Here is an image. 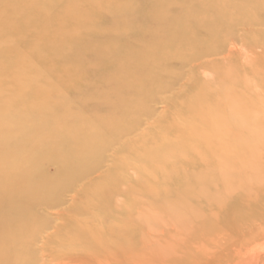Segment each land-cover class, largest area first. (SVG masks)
<instances>
[{
  "label": "bare ground",
  "instance_id": "bare-ground-1",
  "mask_svg": "<svg viewBox=\"0 0 264 264\" xmlns=\"http://www.w3.org/2000/svg\"><path fill=\"white\" fill-rule=\"evenodd\" d=\"M96 1L99 5L102 1L114 2L113 0ZM220 1L186 0L184 4L169 2L155 7L148 20L136 21L135 25L126 26H122L123 18L121 17L125 16L124 13H130L129 15L134 18L129 9L132 0L116 1L115 3H120V6L117 5V10L111 12V23L116 28L114 32H119L118 39L120 38L122 41H119V44L126 43V47L116 51L120 52V57H114L112 52H97L98 48L103 46L104 50L107 46L99 45V42L91 38L81 44L71 45L70 60L73 69H75V77L81 76L78 73L81 68L91 70L90 73L88 72V81L85 84L89 85V88L83 93L87 100L94 97L92 105L88 100L82 103L83 107L74 106L76 110L72 108L74 109L72 115L78 114L81 109H89V111H93L91 115H96L99 125L97 127H90L86 121L76 120L71 123L67 120L59 125L60 119L66 118L64 113L58 112L56 115L55 113L52 115L51 112L58 107L61 110L63 107L67 108L65 105L67 100L53 99L54 108H47L43 102L39 103L36 99L39 94L47 90L43 86L44 82L42 86L38 85L36 81L34 83L30 79H25L28 78L27 75L21 73L18 74L17 80L10 79V76H0V83L6 82L4 92L1 94L3 103H0V264L118 263V250L123 252L122 245L124 243L129 247L133 244L134 236L130 227L135 223L137 218L134 216L137 213L133 212L134 214H132L131 211L135 206L128 201L130 199L127 197L126 201L122 203L114 201L117 195L131 192L132 189L123 192L120 188L123 185L119 186L118 181L117 183L113 182L114 184L102 185L100 178H92L102 168L106 160V153L111 152V157L127 156V160L135 161L138 164H155L158 160L166 163L170 157L182 155L181 148L190 146V149L191 147L204 149V154L208 150L212 155L210 157L217 160L216 163H213L214 167L209 170L212 175L225 176V173L229 177L228 174H234L235 171L232 167L235 162L234 156L237 155L234 153L238 150L231 151L234 156L229 153L233 139L236 137L235 143L238 139L241 142L243 138V141L247 140L245 132L250 129L251 132L252 129L261 134L264 132V31L261 29L264 26V0H225L226 4L219 5ZM33 2V0L25 3L24 0H0V22L11 21L13 23L16 20L22 22L26 16L24 14L27 10L26 5L29 3L27 6L31 7ZM125 18L127 21L130 20L129 17ZM94 26H92L93 28L88 26L87 33L92 29L95 32L100 29L98 25L96 28ZM108 32L111 31L108 30ZM3 33L6 38L0 41V71L9 66L6 62L14 55L12 52L14 43L11 42L10 35L12 34L8 26L0 28V36ZM148 33L150 37L144 43L142 38ZM13 34L19 36V34ZM239 38L245 42L248 40L249 42L244 43L252 51L251 55L246 56L245 61H242V55L238 53L236 47ZM258 48L262 50L257 53ZM69 51L65 53L68 54ZM221 55L225 56L221 57ZM82 57L85 59L83 60ZM40 58L43 59L42 56ZM41 76L44 77V74ZM165 76H168L169 79H166ZM23 80H27L29 83L23 86ZM93 81L97 83L92 86ZM32 84L34 87L36 85L34 90L31 89ZM177 85L180 90L175 96L159 99L158 94L165 95L176 89ZM79 92L82 93V90ZM79 92L76 94L81 96ZM13 93L19 94L18 97H14ZM148 100L155 101V103L163 102L166 111H174L167 121L165 119L163 123H160L159 120V123L154 125L164 132L161 139L153 137L149 142L143 139L150 129L143 130L139 135L131 137L142 123L139 113L141 115L144 113L145 116L152 114L149 109H144V102ZM16 103L19 106H16L12 112ZM60 103L63 104L58 105ZM69 103L72 102L69 100ZM28 104L32 110H27ZM37 110L42 113H37ZM100 110H105L109 116L106 118L104 115V117H97V115H101ZM53 126H58V130L50 129ZM168 130L170 131L168 132ZM255 131L253 133H256ZM259 140L256 141L259 142L258 146L264 144L263 140ZM246 144L244 145L247 146ZM240 150L242 151V149H239V153H241ZM243 153L238 155L242 157ZM200 161L199 164L205 160ZM142 164L141 168H143ZM242 166H245L244 162L239 161L236 170H241ZM133 169L135 170L134 166ZM137 169L140 172V168ZM164 171L166 170L164 169ZM252 171L254 172V170ZM257 172L252 174L253 176L250 175V178L246 179L243 184L240 182L238 187L243 189V192L259 187L260 173ZM235 173L234 177L238 172ZM203 175L200 177L203 178ZM102 176L104 175L97 177L103 178ZM212 178L214 179V177ZM91 181L94 186L86 201L81 202L80 208L83 209V212L81 210L72 212L73 210L70 209L54 212L62 221L51 225L53 218L50 219L46 212L60 206L62 195L73 192L74 200L81 199L80 195L84 194L86 185ZM121 183L124 184V181ZM260 185L262 186V183ZM134 186L138 187L135 184ZM177 191L174 192L179 194ZM257 191L258 189L255 190V193ZM199 193L202 194L199 191L197 194L199 196L201 195ZM245 194L247 196V192ZM137 195L142 196V194ZM143 195H145L144 191ZM175 196L177 195L175 194ZM163 197L166 196H162V199ZM143 198L146 199V196ZM247 198L248 196L246 200ZM145 199H143L144 202ZM171 199L175 203L178 200H173L172 197ZM148 200L147 197L146 202ZM181 201L183 202V200ZM133 202L135 201L133 200ZM140 202L137 201V203ZM151 202L149 201L148 204L155 203ZM93 208L94 210L99 209L103 214L108 213V217L115 221V227L100 228L99 225H103L104 221H96L97 218L89 217L93 215L90 212ZM149 208L152 207L149 206ZM149 208L147 209L150 211ZM179 208L182 209V206ZM178 211L181 212V210ZM144 212L146 213V210ZM183 216L181 218H184ZM143 219L145 222H142ZM147 219L143 215L141 222L146 223ZM138 221L140 220L138 219ZM176 221L174 222L176 223ZM127 223L129 226L121 227ZM150 223L148 222V224ZM179 226L181 227V224ZM257 226H259L258 223ZM52 227L54 231L48 232ZM116 231L118 232L116 233ZM44 233L46 235H43ZM141 236L145 237L144 232ZM112 238L113 240H111ZM48 241H54L58 248L50 249ZM143 243L147 244L148 242L143 241ZM33 245H36L40 250L39 255ZM150 245L148 249L152 248ZM140 251L138 250V252ZM151 253L153 254V252ZM122 255L124 257L123 253ZM127 260L129 261V258Z\"/></svg>",
  "mask_w": 264,
  "mask_h": 264
},
{
  "label": "rangeland",
  "instance_id": "rangeland-1",
  "mask_svg": "<svg viewBox=\"0 0 264 264\" xmlns=\"http://www.w3.org/2000/svg\"><path fill=\"white\" fill-rule=\"evenodd\" d=\"M28 1L29 0H24V3ZM33 1L34 2L31 7L27 6L29 3L26 5L27 10L24 13L26 14V16H24L22 22H19V20H16L13 23L11 21L8 22L6 21V23L0 22V28L3 26H8V28L11 30V34L15 36L13 37L12 35H10L11 42L14 43V45H12L14 49L12 52L14 53V55L8 59V62H6L7 65L9 66L6 69L0 71V76L2 77L10 76V79L17 80L18 74L21 73L23 75H27L26 77L28 78L25 79H30L32 80V82L36 81V84L38 85L42 86V83L44 82L43 86H45L47 90L39 94L36 97V99L37 102L39 103L43 102V104H45L47 108L48 107L54 108L53 99L63 98L64 101L67 100V102H65V105L67 106L68 109L66 107L63 108L61 107L62 108L61 110L58 107L55 109V111L51 112L52 115H54V113L56 115L58 112L64 113L66 118H64L63 120L60 119L61 122L59 125H62L61 123L67 122V120H69L70 123L71 121L76 120L79 122L86 121L88 123V126L90 127L99 126L98 122L96 121V115H91L93 114V111H89V109L87 110L81 109V111L78 114L72 115L74 113L72 112V110L75 109L74 106H78L79 108L83 107L82 103L88 100H89L88 101L89 104L92 105L93 104L92 98L94 99V97L87 100L86 96L83 93L87 91V89L89 88V85L87 84L88 86H86L85 84L88 81L87 76H89L91 70L88 68H84V69L81 68V70L78 71L79 75L81 76L76 78L75 69H73L70 60L71 51L69 50L71 45L76 43L81 44V42H86L89 38H91L96 40V42H99V45L105 44L107 46L104 50H103V46L101 48H98L99 50H97V52L99 53L112 52L111 54H113L114 57H120L119 56L120 52H116V51L120 50L123 47H126V43H123L121 45L119 44V41L120 42L122 41L120 40V38L118 39L119 32L118 31L114 32V29L116 28L111 23V12H115L117 10L116 8H118L117 5L120 4L115 2L123 1V0H113L114 1L113 3L112 1L110 3H107L106 1L105 2L102 1L101 5L97 4L98 2L96 0H38V1L33 0ZM169 2H172L173 4H177V3L184 4L186 3V0H132L129 9L132 12L131 14H133L134 18H132L131 15H129L130 13L129 14L124 13L125 16L121 17L123 18V22L121 24L122 26H126L129 24L135 25L136 21L139 22L141 20L146 21V19L147 20L149 19L155 7L165 5ZM218 4L219 5L226 4V1L221 0ZM125 17H129L130 20L127 21V18ZM93 24H95L96 26L98 25L100 29L97 32H95L92 29L89 33H87L86 30L87 27L91 26V28H93L92 27L94 26ZM9 25H11L12 28L9 27ZM96 26H94V28H96ZM254 28H258V27H254ZM261 29H263L264 31V26L261 27ZM108 30H110L111 32H108ZM13 33L19 34V36L17 37ZM149 37L150 36L148 33V35L142 38L143 39L142 41L146 43ZM5 38L6 37L3 33L0 36V41ZM238 41L240 42V43L236 42L238 53L242 55V61H245L246 56L252 54V51H250L251 48L249 49V46L247 45L248 47H246L245 44L246 42L249 41L246 40L245 42L241 38H239ZM9 50L11 51V49ZM261 50H262L261 48H258L256 51L258 53L261 52ZM55 51H57V53H55ZM66 51H69L70 53L66 54L65 53ZM40 56H42L43 59H41ZM223 56L225 55H221V57ZM86 57L89 58V56ZM84 59L85 58H83V60ZM238 61L240 62V59ZM94 66H96V63H94ZM42 74H44V77L41 76ZM165 78L169 79L168 76L167 77L165 76ZM27 83H29V81L27 80L22 81L23 86ZM96 83L97 82L93 81L92 86L95 85ZM32 85L33 86L31 89L34 90L36 88V85L35 87L34 84ZM5 86H6L5 81L0 83V103H3V100L1 99L2 97L1 94L2 92H4ZM179 88L180 87L177 85L176 89H173L171 92H168L165 95L158 94V97L160 100L161 97L166 98L167 96H170L172 98L173 96H175V94L179 92L180 90ZM81 90L82 93L79 92ZM76 92H79L81 96L76 94ZM18 95L19 94L17 93H13L14 97H18ZM69 100L72 102L71 104L69 103ZM61 104L63 103H60L58 105ZM144 105H142L144 109L145 108L149 109V111H151L152 114L151 116H145L144 113L142 115L141 113H139L141 116L140 120L142 123L139 125V128H137L136 133H134V135H132L131 137H135L136 135H139L143 130L148 131L150 129L148 134L145 135L143 139L144 141L149 142L150 139L153 137L161 139V137L164 135V132L160 131V129L155 127L154 125H157L159 123V120L160 123H163L165 119L167 121V118H169V116L171 117L174 111L173 110L169 112L166 111L165 103L163 102L155 103V101L153 102L148 100L147 102H144ZM16 106L18 107L19 105L18 104L15 105L14 109H12V112L16 109L15 108ZM27 110H32V107L29 104L27 106ZM100 112L101 115H97V117H101L104 115L105 117L104 116L103 117L106 118L107 116H109V113L106 112L105 110H100ZM37 113H42V112H39L37 110ZM88 121L91 123H89ZM53 127H51L50 129L58 130L59 128L58 126H53ZM167 127L169 128V126ZM169 129L172 130L171 128ZM170 130H168V132ZM250 130L245 132L246 135L245 137H247L246 139L249 142L247 140L243 141L244 139L243 138L242 139L243 143H242L237 138L238 139L237 141L238 145H237V143H235L236 142V137H235V139H233L232 141L233 144H231L230 146V148L231 147L233 148V149L231 148L229 152L232 155H233V152H231L232 150L235 149L234 152L238 150L236 153H234L235 155L236 154L237 155L236 156L233 155L235 157L234 159L237 164L234 162L233 166L235 167L236 165V167L235 168L232 167V169L233 171L238 172L237 173L238 176L236 175L235 177H234V175L236 174L235 172H233L234 174L232 173L228 174V176L230 175L229 177H227L225 173H224L225 176H220L219 174H216V176L212 175L209 170L212 169V167H214L215 164L213 163H216L217 160L210 157L212 155L206 149L204 154V149L202 148L191 147L190 149V146L184 149L181 148L182 155L180 154L174 157H170V159L166 161V163L162 162V160H158L156 162L157 165L156 163L155 164L141 163L143 168H141L140 166L141 164H138L135 161L127 160V156H124L122 158L121 156L111 157L110 156L111 152L106 153L105 155L106 160L103 163L102 168L98 173L93 175L92 178L93 179L100 178L102 185L107 183L114 184L117 183L118 181L119 186L123 185V187L122 186L120 187L121 191L123 192L124 190L128 192L129 190L132 189L131 192H128L129 194L124 192L117 195L114 198V201L116 202L119 201L122 203L123 201H126L127 198L130 199L128 201L131 202L133 206H135L134 207L135 209L133 208V210L135 211L132 210L131 212L132 214L137 213L136 216L133 215L135 218H137L136 221H138V219L140 220L138 222L135 221V223L131 225L132 227H130V229L131 232H133L132 234L134 236L133 244L131 247L127 246V244L125 245V243L122 245V247H124L123 252L122 250H118L119 259H117L118 260L117 264H129V263L139 264V262L140 264L141 263L142 264H264V188H263L264 187L263 186L264 144H262L264 143V132L263 134H261L254 130L257 133L256 134L253 133L254 132L253 129L252 132ZM259 139L263 140V142L262 143L260 142L262 145L259 144L258 146L259 142L256 141L257 140L260 141ZM170 140L173 141L172 139ZM246 143H248L249 145H247ZM244 144H246L247 146H245ZM238 148L242 149V151L240 150L241 153L245 151L242 154L243 155L242 157L239 156L241 153H239ZM198 151L201 152L198 153ZM200 155L202 156L200 157ZM202 159L205 160L208 164L205 161H202V163L199 164L201 162L200 160ZM245 159L246 162L248 161L247 163L245 162ZM237 160L241 162L243 161L245 164V166H242L241 170L239 171L236 170V168H238L237 166L239 165V161L237 162ZM129 162L131 163V165ZM180 162L183 164H179ZM128 163L131 167L128 165ZM184 165H188V166H184ZM133 166L135 170L133 169ZM173 166L175 167V169ZM259 166H261L262 168H260ZM246 167L248 168V170H246L247 169ZM137 168H140V172ZM127 169L130 171H128ZM164 169L168 173L164 171ZM252 170H254V172ZM256 170L259 171L257 172ZM255 172L260 173L259 176L260 179L261 177L262 179L261 180L259 179V181L260 184L262 183V186L259 184V187H257L256 189L253 188L250 191L243 192L244 190L238 187L240 185V182L241 184H243V182L246 179H249L250 178L249 176L255 174ZM102 174L104 175L102 176L103 178L97 177L98 175L100 176ZM202 175L204 176L203 178H201ZM218 175L219 178L217 177ZM212 177H214V179ZM126 178L129 180H127ZM186 180L188 181V183ZM120 181L121 182L124 181V184L121 183ZM126 181L127 184H129L130 186L126 184ZM134 184L138 185V187H135ZM86 186L87 188L85 189L84 194L80 195L81 199L74 200L72 197V194H74L73 192L62 195L60 197V201H61L60 206L54 209H50L48 212H46V215H49L48 217L50 219L53 218L51 225H54L55 223H60L62 221V219H60L58 215L55 214L54 212L64 209H70L71 211L73 210L72 212L75 211L80 212V210L81 212H83L82 211L83 209L80 208L81 202L84 203L86 201L94 184L91 181ZM142 186L145 188H143ZM159 186H161L160 187L161 189L160 188L158 189ZM203 188L205 189L202 190ZM231 188L232 190L235 191H232ZM257 189L258 191L255 193V190ZM143 191L145 195H143ZM162 191H164L163 192L164 194L161 193ZM174 191H177L179 194L175 193ZM197 191L198 192L201 191L202 194L201 193L199 194H201L202 196L197 195L198 194ZM246 192L248 196L247 200H246L247 196L245 194ZM137 194H142L143 197L146 196V199L140 195L139 197ZM175 194L177 196H175ZM232 194L234 195V197ZM248 194L251 195L252 197L251 196L249 197ZM152 196L156 199H154ZM162 196H166L163 197L164 200L162 199ZM147 197L149 199L148 202L152 201L155 202L156 204L155 203L153 204L152 202H151L152 204H148V202H146ZM171 197L173 198V200L178 199L177 202L176 203L175 201L172 202ZM143 199H145L146 201L144 202ZM133 200L135 202H133ZM181 200H183V202ZM137 201L138 202L141 201V202L137 203ZM156 201L157 202L159 201L161 203H157ZM190 203L191 206L189 207ZM154 205L156 206L158 205L157 208ZM162 205L164 206V208ZM149 206L152 208H149ZM181 206L182 209L179 208ZM186 206H188V208H185ZM221 207L223 210L221 209ZM147 208H149L150 211ZM158 208L159 210H157ZM197 209H199L200 211ZM145 210L146 213L144 212ZM178 210H181V212H179ZM90 212L91 214H93L89 216L90 218L95 217L97 218L96 221L98 220L104 221L105 225L104 224L101 226L99 225L100 228L105 229V228H109L110 226L115 227L114 225L115 221L111 220V217L110 218L108 217L107 215L108 213L103 214V212H101L99 209L94 210V208L91 209ZM180 213L184 215L183 216L184 218H181L182 215ZM143 215L148 218L146 222L147 224L148 222L149 223L151 222L150 224H148V226L146 223H142L145 222L144 219L141 222V217ZM173 219L177 221L179 219V221L178 222L176 221V223H178L179 225L181 224V227L177 225L174 222L175 220ZM257 223L259 226H257ZM125 226H129V224L127 223L126 225L121 227H125ZM140 228L142 229V233L144 232L146 239L144 236H141L142 233ZM52 231H54L53 227L50 228L48 232H52ZM240 231H242V233H240ZM117 232L118 231H116V233ZM146 232H147V236H146ZM60 234L63 235L62 233ZM43 235H46V233H44ZM111 240H113V238ZM143 241L145 243L148 242L149 244L148 243L144 244ZM117 242L119 243L118 240ZM149 245L153 249L152 248L148 249ZM33 246L34 249L37 250L39 255L40 250L37 248L36 245ZM48 246L50 249H54V250L58 248L57 244H55L54 241H48ZM137 248L139 251L140 250L141 251L138 252ZM109 249L112 250V248ZM125 249L127 251H124ZM127 252L128 255H126ZM131 252L132 254H130ZM147 252L150 254H148ZM151 252H153V254ZM122 253L124 254L125 258L123 257ZM122 257L124 258V260H121L123 259ZM47 258H49L48 255ZM128 258L129 261L127 260Z\"/></svg>",
  "mask_w": 264,
  "mask_h": 264
}]
</instances>
